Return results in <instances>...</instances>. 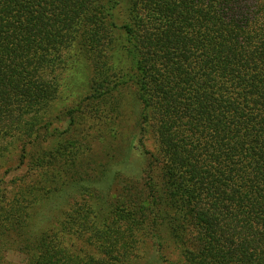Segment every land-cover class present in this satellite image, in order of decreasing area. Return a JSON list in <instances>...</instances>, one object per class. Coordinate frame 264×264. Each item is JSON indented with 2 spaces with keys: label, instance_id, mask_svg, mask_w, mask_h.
Returning a JSON list of instances; mask_svg holds the SVG:
<instances>
[{
  "label": "trees",
  "instance_id": "trees-1",
  "mask_svg": "<svg viewBox=\"0 0 264 264\" xmlns=\"http://www.w3.org/2000/svg\"><path fill=\"white\" fill-rule=\"evenodd\" d=\"M260 0H0V155L38 138L70 63L98 75L112 60L140 105V135L156 151L131 196L148 207L112 204L100 221L93 200L68 207L58 228L24 247L27 264H121L139 233L162 226L165 202L185 234V264H264V11ZM72 63V64H73ZM144 145L142 146V148ZM60 144L29 160L52 186L80 163ZM0 203V236L22 238L32 206L20 178ZM143 197V198H142ZM149 205V204H148ZM152 215V216H151ZM95 243L101 259L71 252L65 238Z\"/></svg>",
  "mask_w": 264,
  "mask_h": 264
},
{
  "label": "rangeland",
  "instance_id": "rangeland-1",
  "mask_svg": "<svg viewBox=\"0 0 264 264\" xmlns=\"http://www.w3.org/2000/svg\"><path fill=\"white\" fill-rule=\"evenodd\" d=\"M260 1L264 11V0ZM72 63L62 74L59 99L47 120L38 126L36 142L22 151L19 143L10 140L0 155V203L17 196V178L20 185L27 187L28 199L34 197L37 201L23 240L13 235L0 236V264H27L24 247L58 228L63 212L88 196L100 221L108 218L109 207L114 203H140L143 207L153 204L147 197L137 200L131 196L136 183L147 180L150 160L144 151L155 152L156 143L151 135L144 137L139 133L140 105L133 82L123 78L126 63L119 70L114 60L108 62V72L101 76L90 60ZM64 143L81 149V162L69 163L63 179L45 186L43 177L28 171L29 160L38 154L50 155ZM165 202L158 215L163 218V225L140 231L138 249L131 260L121 264H185V234L172 231L177 227L175 216ZM153 209L154 214V204ZM65 242L76 255L103 258L98 246L85 238L68 235Z\"/></svg>",
  "mask_w": 264,
  "mask_h": 264
}]
</instances>
